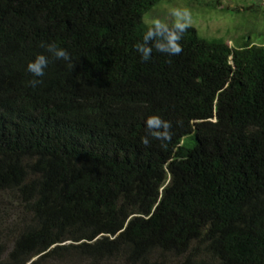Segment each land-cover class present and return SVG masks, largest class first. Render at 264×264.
<instances>
[{"label":"trees","instance_id":"trees-1","mask_svg":"<svg viewBox=\"0 0 264 264\" xmlns=\"http://www.w3.org/2000/svg\"><path fill=\"white\" fill-rule=\"evenodd\" d=\"M163 1L0 0V264H264V45L189 27L180 55L144 62ZM42 41L72 65L31 87ZM152 114L172 136L144 146Z\"/></svg>","mask_w":264,"mask_h":264},{"label":"rangeland","instance_id":"rangeland-1","mask_svg":"<svg viewBox=\"0 0 264 264\" xmlns=\"http://www.w3.org/2000/svg\"><path fill=\"white\" fill-rule=\"evenodd\" d=\"M200 3V5H199ZM260 5L259 0H187L163 1L146 13L152 17H159L171 23L170 9L173 7H188L192 12L191 26L198 34L206 39H222L230 47L237 46L240 41H250L252 44L264 45V16H254L248 12L236 14L233 10L242 9L249 5ZM145 14V15H146ZM144 15V16H145ZM242 43V42H241ZM194 141L192 136L183 142L189 146ZM1 231L8 253L13 249V240L16 233L21 230L18 223L20 213L15 205L2 202ZM15 227V230H14ZM13 229V233L10 232ZM114 264H124L121 258L114 260Z\"/></svg>","mask_w":264,"mask_h":264},{"label":"clouds","instance_id":"clouds-1","mask_svg":"<svg viewBox=\"0 0 264 264\" xmlns=\"http://www.w3.org/2000/svg\"><path fill=\"white\" fill-rule=\"evenodd\" d=\"M171 23L159 17H152L146 14L143 17L145 29L142 38L134 44L135 51L142 61L147 62L152 58L153 51L165 54L169 57L178 56L183 51L181 41L184 33L191 26L192 12L188 7H173L170 9ZM39 47L44 52L35 54L29 60L26 71L32 77L27 83L36 87L42 83V77L53 60L64 61L72 65V54L68 49L57 45L55 42H41ZM172 122L162 115L152 114L146 118V133L140 138L141 144L148 146L151 139L167 142L172 136Z\"/></svg>","mask_w":264,"mask_h":264},{"label":"built area","instance_id":"built-area-1","mask_svg":"<svg viewBox=\"0 0 264 264\" xmlns=\"http://www.w3.org/2000/svg\"><path fill=\"white\" fill-rule=\"evenodd\" d=\"M260 1V4L262 5V6H264V0H259Z\"/></svg>","mask_w":264,"mask_h":264}]
</instances>
